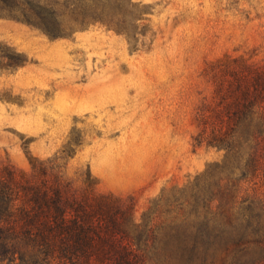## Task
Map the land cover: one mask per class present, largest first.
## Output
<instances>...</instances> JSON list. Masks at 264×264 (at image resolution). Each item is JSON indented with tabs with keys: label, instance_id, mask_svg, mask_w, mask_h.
Instances as JSON below:
<instances>
[{
	"label": "rangeland",
	"instance_id": "1",
	"mask_svg": "<svg viewBox=\"0 0 264 264\" xmlns=\"http://www.w3.org/2000/svg\"><path fill=\"white\" fill-rule=\"evenodd\" d=\"M127 8L133 37L96 23L51 38L20 15L0 16L2 55L20 62L0 64V164L29 170V157H61L69 177L89 170L101 190L131 199L138 222L149 212L168 224L184 204L188 223L177 221L168 242L202 245L208 264H264V165L246 178L248 150L228 160L191 141L212 92L206 65L224 55L264 64V0ZM172 251L167 264H190Z\"/></svg>",
	"mask_w": 264,
	"mask_h": 264
},
{
	"label": "trees",
	"instance_id": "2",
	"mask_svg": "<svg viewBox=\"0 0 264 264\" xmlns=\"http://www.w3.org/2000/svg\"><path fill=\"white\" fill-rule=\"evenodd\" d=\"M129 4L131 0H0V16H21L51 38L96 23L133 37ZM3 51L0 62H7L0 64L20 63ZM204 76L212 92L196 108L193 148L224 151L228 160L241 159L248 150L251 172L244 177L255 178L264 165V64L224 55L206 65ZM62 159L29 157V170L0 164V264H167L173 249L183 250L190 264H208L202 245L168 242L177 238V221L188 223L191 214L184 204L168 224L158 227L149 212L138 222L131 199L101 190L89 170L81 178L69 177L58 162ZM235 193L226 188L229 199ZM221 194L216 190L212 200Z\"/></svg>",
	"mask_w": 264,
	"mask_h": 264
}]
</instances>
